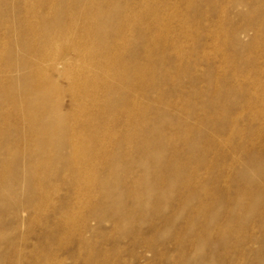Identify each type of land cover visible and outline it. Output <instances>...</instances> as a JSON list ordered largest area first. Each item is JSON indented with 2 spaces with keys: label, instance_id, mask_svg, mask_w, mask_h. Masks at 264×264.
Returning a JSON list of instances; mask_svg holds the SVG:
<instances>
[{
  "label": "rangeland",
  "instance_id": "1",
  "mask_svg": "<svg viewBox=\"0 0 264 264\" xmlns=\"http://www.w3.org/2000/svg\"><path fill=\"white\" fill-rule=\"evenodd\" d=\"M31 27L94 77L73 107L48 74L50 159L13 111ZM0 175V264H264V0H0Z\"/></svg>",
  "mask_w": 264,
  "mask_h": 264
},
{
  "label": "bare ground",
  "instance_id": "2",
  "mask_svg": "<svg viewBox=\"0 0 264 264\" xmlns=\"http://www.w3.org/2000/svg\"><path fill=\"white\" fill-rule=\"evenodd\" d=\"M84 16V33L88 38L89 46H82L83 51L77 55L80 59V55L85 53L94 59L95 45L93 43L100 46L101 39L95 40L94 33L91 34L90 26L91 23L95 21V18H93V16L89 18V15L87 14H84ZM126 17L123 19V26L125 27L128 25L125 23L127 20ZM44 28L45 27L29 28L28 33L33 39V44L30 47H24L28 53H33V57L23 62L21 66L28 72V75L23 78V81L28 84L29 92L19 98L20 102L18 103L20 105L24 104L26 107L21 108L19 105L15 104V101L12 103L14 114H20L27 131L26 135H24L25 141L23 140V144L25 145L29 142L39 143L38 150L40 154L45 158L50 159L52 150L57 147L56 136L58 137V135L56 134H58L61 129L64 120L60 116H57L56 107L52 104L53 94L60 93L61 90L54 84L51 78L48 77V74H54L57 79L65 77L70 91L77 87L84 89L80 95H74L75 92L73 91V107L76 106V103L78 104L79 99L87 104L89 102V104L93 107L96 105V101L92 98V96L88 95L85 90L88 88V85L93 84L94 77H92L89 73L87 75L66 74V70L72 67L71 60L65 54L60 55V52H63V49L60 47V42L62 41V38H66L67 36H70V34L60 32L53 35ZM70 47H72L73 51H78V49L73 48L72 45ZM96 60H98L99 63V59L97 57ZM100 61L103 63L104 59L100 57ZM105 79L106 77L103 76L101 81H105ZM72 122L74 125H79L77 118ZM87 131L88 126L84 127V130L80 127L78 129H73L72 132L66 134V144L73 148L71 153L73 156L78 155V158L86 157L88 155L86 145L92 143L94 140H97L98 131L92 130L93 133L86 136L85 132ZM0 177H2V175H0ZM1 179H3V177Z\"/></svg>",
  "mask_w": 264,
  "mask_h": 264
}]
</instances>
